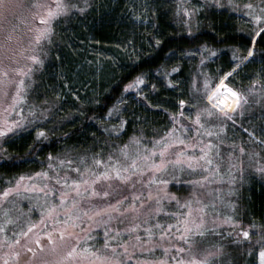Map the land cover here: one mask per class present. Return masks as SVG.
Masks as SVG:
<instances>
[{
	"label": "snow or ice",
	"instance_id": "obj_1",
	"mask_svg": "<svg viewBox=\"0 0 264 264\" xmlns=\"http://www.w3.org/2000/svg\"><path fill=\"white\" fill-rule=\"evenodd\" d=\"M212 2L222 11L227 10L221 4V0H212ZM228 4L238 8L233 4V0H228ZM21 7L18 0H0V20H6ZM33 7L38 11L32 12L31 19L25 20V23L32 25L28 31L34 35L29 44L35 45L33 49L35 52L41 50L45 43L49 46L53 44L54 24L59 23L69 14L85 12L90 5L88 0H83V7L78 3H72L71 0H49L45 4L35 3ZM198 10L184 8L183 13L186 17H191ZM233 14L248 19L253 25L252 31L246 36L248 43L232 48V55L225 66L227 70L221 67L211 74L197 73V77H203L202 82L199 79L192 80L188 100L180 99L176 102L174 106L181 111L171 114L169 120L171 127L166 126L162 135L148 139L147 143L143 142L145 139L143 135H134L128 142L109 153L106 158L104 153L100 152L94 154L91 157V163L88 164L85 157H79V164L75 167H73V159H58L49 153L47 159L56 161L49 164V171H52L54 175L50 177L49 171L37 172L34 175L52 181L51 186L48 183L42 187L35 184L31 187L25 185L22 193L20 185L25 177L21 175L15 181V186L5 188L0 193V197L5 198L10 193H15L27 195L30 200L35 199L36 203L33 207L39 209L40 216L36 222L29 219L25 228L20 227L23 213L13 219L9 211L3 212V220L0 221V248L7 247L11 251L0 257V264H10V262L18 264L21 253L14 250L17 246H21L25 253H30L35 259V264H131L130 247L139 246L146 251H151L144 246L154 244L157 239L162 242L175 239L179 244L184 245L183 247L171 245V249L178 253L176 257L171 258L174 264H216V259L225 255L226 248L239 247L242 243L252 244L253 248L245 251L256 252L260 264H264V224L253 221L245 227L242 220L235 218V215H221L217 211V199L226 208L234 210L237 207L234 202L225 200L223 189H213L214 199L207 203L196 192L180 203L179 198L167 191L169 184L176 179L174 173L177 170L183 173L200 169L209 173V175L200 176L199 179L188 181L190 186H204L211 183L210 177L220 175L219 166H216L215 170L211 166L214 156L218 155L219 144L230 139L229 126L233 129L241 128L251 140L264 144V139L256 135L254 127L244 129L240 123L244 118L249 96L245 94V91L228 84V81L233 80L238 74L257 75L244 70L256 60V44L264 42V0H259L257 4L248 2L243 5V10L238 9ZM14 32L15 28L3 40H0V50L11 51L10 42L14 39ZM15 39L19 38L15 37ZM223 39L227 40L229 37L224 36ZM161 44L159 39L155 40L156 48H159ZM242 49L246 50V54ZM205 51L207 55H203ZM219 51V49L208 48L206 45L197 48L196 52L202 54L200 67L203 68L206 62L214 60ZM169 53L175 54L171 49ZM165 55L169 54L165 53ZM260 55L264 59V52ZM28 59L32 62L31 66L26 70L20 68L15 70L20 73L15 95L12 97V103L3 110V114H0V162L4 164L14 163L13 157L7 155V146L15 145L17 141H21L23 146L30 139L32 143L27 145L26 155L28 158H33L35 150L46 146L42 145V141L48 139L47 120L52 119L50 115H37L35 108L29 110V116H25L22 110L17 111V108L25 101L26 90L30 86L25 83L24 78L30 79L36 67L45 63L41 55L37 54L30 55ZM181 71L180 67H174L170 72L163 71L161 67L156 68L157 73H162L158 79L167 85L168 90H175L180 86L179 82L168 77L173 73L179 75ZM0 72L4 76L8 75L2 69ZM258 75L260 79H253L246 92L252 95L257 94V85H259L260 95L264 96V66L260 68ZM141 85L148 87L143 72L124 85V92L135 89V94L148 102L147 94L144 93ZM155 87L156 85L153 84L152 90H155ZM178 94L184 95V93ZM118 102L125 103L122 99ZM120 111L121 109L114 104L108 108L106 114L102 113V115L111 118L113 113ZM185 111L188 113L187 116ZM13 116L15 118H12ZM117 119L120 123L111 127L113 131L120 133L127 122L119 116ZM210 120H215L217 123L211 124ZM260 131L264 133V128ZM190 133L198 138V142L194 143L189 139ZM232 147L235 148L236 145L233 144ZM238 150L241 155L247 154L250 157L258 155L248 153L243 145H240ZM196 151H199V155L189 154ZM257 164L255 171L264 176V163L257 160ZM61 170L63 175L60 174ZM234 170H236L235 166L230 165L227 192L229 196L236 191L233 187L237 182L236 176L232 175ZM240 171L242 168L237 171V174ZM145 176L148 179H145ZM166 176H171L172 179L162 178ZM137 183L146 186L147 190H141L139 194L133 192L127 197L115 200L114 203L106 204L103 208L94 205L88 208L81 207V203L89 202L90 204L96 198H111L110 189L113 188V184L117 187L126 185L135 188ZM153 185L156 186L155 191H153ZM30 193L35 195H29ZM164 200L174 201L180 211L165 212ZM146 202H154L155 207L150 209L147 218L141 221V209ZM31 212L32 208H29V213ZM129 214H134L130 227L123 230L110 227L113 220L124 223ZM162 214L171 217L174 222H161L159 217ZM144 225L148 226L144 227ZM10 226L19 228L12 233L11 237L8 235ZM224 226L231 231L218 230ZM101 227L104 231V244L97 248L89 241L94 239L91 235L92 231ZM141 230L145 234L144 237L135 235L133 244L130 245L129 241L120 242L124 233H128L129 240H132V234ZM253 233L258 235L255 241L252 240ZM22 239L27 241L23 245H21ZM44 239L47 240L46 245L42 243ZM201 244H205L206 247L196 252L195 250ZM66 245H68L67 250L62 252L61 249ZM164 251L167 253L169 249L165 248ZM46 256H51L53 259L47 260L44 258ZM184 256L188 258L184 259ZM138 264H150V262H138ZM159 264H165V262L162 260Z\"/></svg>",
	"mask_w": 264,
	"mask_h": 264
},
{
	"label": "trees",
	"instance_id": "obj_2",
	"mask_svg": "<svg viewBox=\"0 0 264 264\" xmlns=\"http://www.w3.org/2000/svg\"><path fill=\"white\" fill-rule=\"evenodd\" d=\"M253 1L233 0L237 8L229 5L228 0H221L227 9L222 11L213 2L202 0L204 6L200 11L191 17L183 16L188 26L182 20H177L180 17L173 18L170 3L147 0V5H151V24L140 33V28L133 25L125 0H94L85 12H76V16H71L67 25H57L54 47L47 52L40 82L35 84L34 93H31L36 114L52 117L47 120L48 139L42 141V145L46 146L35 150L33 158L26 155L27 145L32 143L30 139L23 146L21 141L7 146V155L13 157L14 163L0 162V190L16 181L17 177L32 174L43 167L49 153L58 159L70 157L74 161L85 157L87 163L94 154L103 152L104 156L108 155L111 142H124L140 133L145 138L153 136V130L158 129L159 125L169 124L172 112L179 109L174 106L176 102L189 97L190 93V90H184V95L178 94L180 92L177 90L183 84H179L175 90H168L167 85L158 79L162 73H157L156 68L170 72L172 68L180 67L182 71L179 75L182 77L196 70L204 72V67H200L202 54L196 49L205 45L220 50L214 60L206 62V73L211 74L225 67L232 55V48L247 44L246 36L253 29L248 19L233 12L243 10V5L248 2L256 4ZM224 36L229 39L224 40ZM157 39L162 42L159 48L155 46ZM169 49L175 54L169 53ZM242 51L246 54V50ZM261 52H264V42L256 44V60L244 70L257 75L238 74L228 84L249 96L244 118L240 121L243 128L254 127L256 135L264 139V133L260 131L264 128V96L260 95L259 85L257 94L246 92L253 79H260L258 73L264 66ZM203 55H207V52ZM141 72L145 73L148 84V87L141 85V88L144 93L151 90L147 94L148 102L137 96L134 89L124 92V85ZM176 76L173 73L168 78L175 80ZM152 82L156 84L155 90H152ZM66 84L77 93V98L63 92ZM121 99L125 103H119ZM133 102L141 104L139 108H134L139 111L138 115L130 109ZM114 104L121 111L112 115L117 114L127 122L119 134L105 131L107 124L104 122L116 121L113 123L118 125L120 120L102 115ZM228 135L248 149L239 140L246 135L241 128L229 126ZM252 144L258 154L254 159L258 167L257 160L264 163V159H261L264 158V144L255 141ZM239 186L237 219H241L245 227L253 221L264 224V176L254 171V175L244 179ZM257 239L258 235L253 233L252 240ZM251 248L253 245L248 243L228 248L232 255L231 264H257L256 252L245 251Z\"/></svg>",
	"mask_w": 264,
	"mask_h": 264
},
{
	"label": "rangeland",
	"instance_id": "obj_3",
	"mask_svg": "<svg viewBox=\"0 0 264 264\" xmlns=\"http://www.w3.org/2000/svg\"><path fill=\"white\" fill-rule=\"evenodd\" d=\"M94 0H88L89 5L91 2ZM165 3H170L171 4V10L173 14V18L188 26L187 20H184L183 16V9L184 8H189V9H199V11L202 9L204 4L202 3V0H162ZM253 1V0H251ZM18 2L22 5L21 8L17 9L14 15L9 16L6 20H0V40H3L9 32L15 28V32L13 33L14 39L10 42V48L11 51H8L7 49L5 50H0V69H2L3 72H7L8 75L4 76L2 72H0V81H3V83H0V114H3V110L8 108V105L12 103V97L15 95V90L18 84V81L20 79V73L16 72L15 70L17 68L20 69H27L29 66L32 65V62L28 59V57L32 54H37L41 55L42 59H45L47 52L54 47V35L52 37L53 44L49 46L47 43H45L42 47L41 50L38 51H33L35 45H30L29 41L31 40L32 36L34 35L33 33L29 32L28 29L32 26L30 23H25V20H30L31 19V13L38 11L36 8L33 7L35 3H41L45 4L48 3L49 0H18ZM72 3H78L79 6L83 7V0H71ZM208 2H212V0H208ZM254 3H258L259 0H254ZM125 3L129 6V12H130V18L133 22L134 26H138L140 28V33L141 30L146 29L149 27L150 19H151V14H150V6L147 5V0H125ZM215 5V4H214ZM135 9V10H134ZM79 13V12H77ZM76 16V12L74 14H69V16L64 17L59 21V23L54 24V30H56L57 25H67V22L69 21L70 17ZM135 23V24H134ZM188 28V27H187ZM15 37H18L19 39H15ZM23 49V51H22ZM42 66H37L36 69L32 72L31 78L29 79L28 77H25V83L29 84L30 86L26 90V95H25V101L17 108V111H23V114L25 116H29V110L33 108V101L31 98V93H34V88L35 84L40 82L39 77L42 74ZM80 70V68H78ZM166 70V69H165ZM204 72L207 71V67L205 66L203 68ZM200 72V70H196L193 74L190 72L186 73L187 76L182 77L180 75H177L175 77V80L179 82V84H183V87H181L180 90H177L178 92L182 93L184 90H191V85H192V80L193 79H199L201 82L203 80V77H197V73ZM37 84V85H38ZM155 84L152 82V85ZM151 85V86H152ZM156 85V84H155ZM135 90V89H134ZM151 90H149L150 92ZM63 92H66L67 94H71L72 98H77V93L75 91H72L70 88L69 84H66V88L64 87ZM62 92V93H63ZM147 91L145 94H149ZM63 95V94H62ZM36 97V96H35ZM134 99V95L132 96ZM149 99V98H148ZM180 100V99H179ZM185 100H188V97L185 98ZM141 106L140 103H134L131 104V111L138 115L139 111H135L134 108H139ZM181 111V109L175 110L172 113H178ZM185 115L187 116L188 113L185 111ZM117 114H114L111 116L112 119H116ZM12 118H15L13 116ZM140 119V116H138V119ZM116 121H107L104 122V124H107V129L109 132H114L112 130V125H114ZM182 122H187V121H182ZM209 123L215 124L217 121L215 120H210ZM102 125V123H101ZM171 127V124H162L159 125L158 129L153 130L154 134L153 136L150 135L148 138L144 139V143L148 142V139L151 138H156L159 135H162L164 133L165 127ZM48 127V125H47ZM106 128V127H105ZM158 130V133L156 135V132ZM119 134V133H117ZM142 133H140L141 135ZM234 134V133H233ZM114 135V134H112ZM137 135V136H140ZM235 136H239L236 133L234 134ZM134 136V135H132ZM130 136V137H132ZM136 136V135H135ZM229 136V135H228ZM129 137V138H130ZM230 137V136H229ZM241 137V136H240ZM233 136L224 141L223 143L219 144L218 148V155H215L213 158V165L211 166L213 170L216 169V166H219V173L220 175L215 176V177H210L211 183L205 184L204 186H190L188 181L194 180V179H199L200 176L202 175H209V173L204 172L200 169H196L194 172H181L177 170L174 175L176 177L175 181L169 184L167 191L174 194L177 198H179L180 203H183L185 199H188L191 197V194L193 192H196L197 195L204 201V202H210L214 199V192L213 189H223L225 193V200L226 201H232L234 202L237 207L233 210L230 208L224 207L220 203V201L217 199L216 200V207L217 211L221 213V215H235V218L238 216V193H239V188H240V183L254 175V171L257 168L256 164L254 163L255 157H250L249 155H241L239 152V146L241 145ZM237 138V137H236ZM189 139L192 142H198V138L194 136V134H189ZM239 139V137H238ZM242 139V140H241ZM240 140V142L245 143V146H248V149L246 151L248 153H255V146L254 140H251L249 135L246 133ZM129 139L126 141H114L113 143L111 142L110 144L112 145L111 152H113L114 149H116L118 146H120L123 143L128 142ZM214 143H217L214 141ZM235 144L236 147H232V145ZM251 144V145H250ZM151 147V145H149ZM110 152V153H111ZM190 155H199V151L196 152H189ZM107 155L104 156L106 158ZM70 159V157H66ZM174 158V157H172ZM50 163H56V161H49L48 159L45 161L43 167L38 169L35 172H32V174H25L23 175L25 177V180L21 182L20 189L21 192L23 193L25 190V185L28 187H31L33 184L38 185V186H43L45 183H48L49 186H51L52 181L45 179L44 177H36L34 174L37 172L41 171H49V164ZM88 164L91 163V158L87 162ZM77 164H79V160H75L73 167H75ZM235 166L236 170L232 172L233 176H236V184L233 186L236 191L232 195H227L228 188H229V167ZM242 168V171L237 174V171ZM171 171V170H170ZM61 175H63V170L60 172ZM54 173L52 171H49V176H53ZM29 177H31V180H29ZM19 177H17L18 179ZM162 178H167L169 180L172 179L171 176H166ZM145 179H148L147 176H145ZM15 186V181L10 184L9 186L5 187H13ZM155 185H153V191H155ZM3 188L0 190V193L4 191ZM141 190L146 191L147 188L146 186H142L141 184L137 183L135 185V188H130L126 185H121L119 187L116 186V184H113V188L110 189L112 191V196L109 199H93L90 204L89 202H83L81 203V207L88 208L91 205H94L96 207L103 208L106 206L108 203H114L115 200L121 199L122 197H127L131 195L133 192L139 194ZM34 196L35 194H29ZM36 200L35 199H29L27 195H16L15 193H10L8 197H0V221L3 220V212L4 211H9L12 218L15 219L17 215L20 213H23L24 215L22 216L21 222H20V227H25L27 221L31 219L33 222H36L39 220V209L33 207L35 205ZM164 205V210L165 212H177L180 211L178 208L177 204L174 201H169V200H164L163 201ZM155 204L154 202L149 203L146 202L145 206L141 209V215H140V220H144L147 218V214L150 211V209L154 208ZM29 208H32V212L29 213ZM132 215L134 214H129V216L125 219L124 223H117L116 220H113L112 223L110 224V227L113 229H120L123 230L124 228L130 227L132 223ZM161 222H167V223H172L174 222L171 217H168L166 215H161L159 217ZM155 222V221H152ZM148 225H144V227H147ZM19 228H14V227H9L8 228V235L9 237L12 236V233L15 231H18ZM218 230H223L225 232L231 231V229L227 228L224 226L222 229ZM91 235L94 237L93 240L89 241L90 244H93L95 247L100 248L104 244V231L103 228H97L94 229L91 233ZM135 235H140L142 238L144 237V232L143 230L133 233V239L129 240V235L128 233H124L121 238L120 242L123 243L124 241H129V244H133L134 237ZM158 236V233H157ZM211 239V237L209 238ZM24 239L21 240V245L26 243ZM42 243L45 245L47 244V240L44 239L42 240ZM171 245H176L177 247H183L184 245L179 244L175 239H172L171 241H160L159 239L154 241V244H148L145 245L144 248L151 249V251H146L142 249L141 247H135L129 248V252L131 254V264H138V262H150V264H159L160 261H164L165 264H174V260L171 259L172 257H176L178 255L177 252L173 251L171 249ZM29 246H33L29 244ZM202 247V248H201ZM204 247H206L205 244H201L198 246V248L195 250L196 252L201 251ZM68 248V245L65 246V248L61 249V251H66ZM168 248L169 251L165 253L164 249ZM14 250L20 251L21 255L19 257L18 264H35V259L31 256L30 253H25L23 251V248L21 246H17ZM11 251L7 247L0 248V257L4 255V253ZM47 260H52L53 257L51 256H46L44 257ZM184 259H187V256L183 257ZM231 258L232 255L229 252V249H225V255L222 257H218L216 259V264H231ZM12 264V262H10ZM257 264H260L259 258L257 255Z\"/></svg>",
	"mask_w": 264,
	"mask_h": 264
},
{
	"label": "bare ground",
	"instance_id": "obj_4",
	"mask_svg": "<svg viewBox=\"0 0 264 264\" xmlns=\"http://www.w3.org/2000/svg\"><path fill=\"white\" fill-rule=\"evenodd\" d=\"M226 91V90H225ZM222 96H223V93H222Z\"/></svg>",
	"mask_w": 264,
	"mask_h": 264
}]
</instances>
